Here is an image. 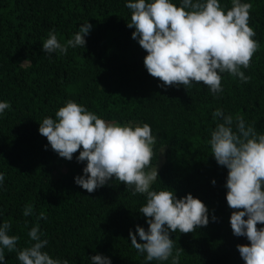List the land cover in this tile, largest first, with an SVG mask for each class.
<instances>
[{"label":"trees","instance_id":"trees-1","mask_svg":"<svg viewBox=\"0 0 264 264\" xmlns=\"http://www.w3.org/2000/svg\"><path fill=\"white\" fill-rule=\"evenodd\" d=\"M127 2L0 0V102L11 105L0 114V224L11 222L9 235L20 237L18 249L30 246L28 232L39 224L41 239L48 240L43 251L68 264H91L97 254L111 264H171V258L146 261L130 243L129 230L148 227L139 213L144 195L133 196L114 178L88 193L74 182L86 166L77 162L79 152L71 161L61 158L39 134V123L55 119L72 100L109 123L150 125L156 137L151 167L162 157L151 190L174 191L178 198L191 193L207 206V226L170 233L173 254L184 250L179 264H245L236 246L249 242L234 236L230 226L228 170L217 164L208 141L221 122L212 117L217 108L225 115L241 114L264 134V0H241L252 4L249 26L259 43L251 66L241 69L250 80L242 83L223 73V92L216 96L203 84L158 86L144 66L146 51L132 39L135 29L127 27ZM219 2L231 7V0ZM87 21L93 27L84 47L69 48L67 54L42 51L49 32L63 44ZM27 204L33 215L25 217ZM41 211L47 219L37 221ZM3 264H20L16 252L5 249Z\"/></svg>","mask_w":264,"mask_h":264},{"label":"clouds","instance_id":"clouds-1","mask_svg":"<svg viewBox=\"0 0 264 264\" xmlns=\"http://www.w3.org/2000/svg\"><path fill=\"white\" fill-rule=\"evenodd\" d=\"M125 7L131 13L127 27L135 29L132 39L146 51L144 66L161 82L159 87L187 89L193 83L203 84L216 96L223 92V73L249 82L241 69L251 66L259 49L249 26L251 3L231 0V7L225 9L219 0H180L179 6L173 0H128ZM92 27L88 21L82 23L63 44L51 31L42 51L67 54L69 48L84 47ZM10 107L9 102H0V114ZM212 117L221 122L211 131L208 143L217 164L228 170L225 188L227 205L233 210L231 230L249 242L238 244L237 250L245 264H264V227H258L264 225V134L246 124L239 113L225 115L217 108ZM39 125V134L59 157L71 161L79 152L77 162H86L83 175L74 178L82 189L92 193L114 178L131 189L133 196L144 195L146 203L139 213L148 227L137 225L135 232L129 230L132 247L148 262L171 258V264H179L184 250L176 249L173 254L170 233H193L207 226L209 210L191 193L178 198L174 191L151 190L159 173L158 166L147 170L156 143L150 125L109 123L72 100L56 111L55 119L45 117ZM3 181L0 173V185ZM23 215H33L31 204L25 206ZM40 219H47L43 211L37 215V221ZM216 219L213 215L212 220ZM11 227L10 221L0 224V264L5 262V249L16 252L20 264H68L43 251L48 240L41 239L44 234L39 224L28 232L32 243L23 249L17 248L20 237L9 235ZM91 264H111V259L97 254L91 257Z\"/></svg>","mask_w":264,"mask_h":264},{"label":"rangeland","instance_id":"rangeland-1","mask_svg":"<svg viewBox=\"0 0 264 264\" xmlns=\"http://www.w3.org/2000/svg\"><path fill=\"white\" fill-rule=\"evenodd\" d=\"M161 158H162L161 155H159L157 161L154 163V165H153L149 170H152V169H154L156 166H158L159 163H160V161H161Z\"/></svg>","mask_w":264,"mask_h":264}]
</instances>
